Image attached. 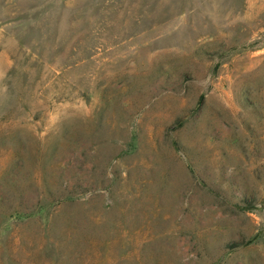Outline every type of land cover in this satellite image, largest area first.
Instances as JSON below:
<instances>
[{
    "label": "rangeland",
    "instance_id": "obj_1",
    "mask_svg": "<svg viewBox=\"0 0 264 264\" xmlns=\"http://www.w3.org/2000/svg\"><path fill=\"white\" fill-rule=\"evenodd\" d=\"M0 264H264V0H0Z\"/></svg>",
    "mask_w": 264,
    "mask_h": 264
}]
</instances>
